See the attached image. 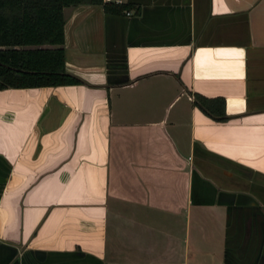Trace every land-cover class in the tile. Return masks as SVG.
<instances>
[{
    "label": "crops",
    "instance_id": "crops-1",
    "mask_svg": "<svg viewBox=\"0 0 264 264\" xmlns=\"http://www.w3.org/2000/svg\"><path fill=\"white\" fill-rule=\"evenodd\" d=\"M104 1L0 87V264H264V0Z\"/></svg>",
    "mask_w": 264,
    "mask_h": 264
},
{
    "label": "trees",
    "instance_id": "trees-1",
    "mask_svg": "<svg viewBox=\"0 0 264 264\" xmlns=\"http://www.w3.org/2000/svg\"><path fill=\"white\" fill-rule=\"evenodd\" d=\"M79 3H102L112 11L127 7L104 0H0V87L81 80L66 70L62 44L63 7ZM197 102L211 116L226 118L223 104L213 111L201 98Z\"/></svg>",
    "mask_w": 264,
    "mask_h": 264
}]
</instances>
